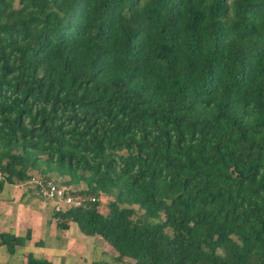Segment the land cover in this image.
Instances as JSON below:
<instances>
[{
  "label": "trees",
  "instance_id": "16d2710c",
  "mask_svg": "<svg viewBox=\"0 0 264 264\" xmlns=\"http://www.w3.org/2000/svg\"><path fill=\"white\" fill-rule=\"evenodd\" d=\"M36 173L113 197L51 217L117 262L264 264V0H0V192Z\"/></svg>",
  "mask_w": 264,
  "mask_h": 264
},
{
  "label": "rangeland",
  "instance_id": "374dc122",
  "mask_svg": "<svg viewBox=\"0 0 264 264\" xmlns=\"http://www.w3.org/2000/svg\"><path fill=\"white\" fill-rule=\"evenodd\" d=\"M35 175L38 176V173ZM71 187L73 190L78 191L81 190L82 187L84 188V185ZM112 199L113 197L110 195L100 194L98 199L99 211L107 213L109 209L108 202ZM38 202L41 218L38 231H35V240L25 243V245L28 244L29 246L27 250L22 248L23 246L18 247L21 248L18 251L19 253L16 252L13 256L8 255V253L5 252V247H2L0 249V264H23V259L24 261L26 260L28 251L32 252L36 257L52 261L53 264H73L77 262L91 264L92 260L107 261L108 264H135L134 260L130 258H125L123 262L115 261V251L105 240L95 235L84 237L74 222L73 224L69 222V229L67 230L54 229L53 225L54 222L56 223V219L51 217L54 210L53 203L51 201H43L39 197H36L35 205H37ZM134 207H136V205ZM25 233L26 232L20 236H24ZM33 236V233H31V237ZM39 240H42L43 244L37 245L36 242Z\"/></svg>",
  "mask_w": 264,
  "mask_h": 264
},
{
  "label": "crops",
  "instance_id": "0c3cea01",
  "mask_svg": "<svg viewBox=\"0 0 264 264\" xmlns=\"http://www.w3.org/2000/svg\"><path fill=\"white\" fill-rule=\"evenodd\" d=\"M36 197L37 196L29 187L27 181L13 185L5 184L0 192V229L13 232L16 235H23L24 232L30 229L34 236L28 241H34L36 237L35 231H38V225L41 218L39 202L35 205ZM45 213L47 214L46 211ZM71 223L73 224V222ZM53 228H56L55 222ZM82 235L88 237V235ZM2 247L4 246H0V249ZM22 248L27 250L29 246L27 244ZM19 249L21 248H17L16 252H18ZM5 252H7V250ZM16 252L13 254L7 253L8 255L13 256ZM23 264H25L24 259Z\"/></svg>",
  "mask_w": 264,
  "mask_h": 264
},
{
  "label": "built area",
  "instance_id": "2783aa9c",
  "mask_svg": "<svg viewBox=\"0 0 264 264\" xmlns=\"http://www.w3.org/2000/svg\"><path fill=\"white\" fill-rule=\"evenodd\" d=\"M34 175L27 181L29 187L43 201L53 202L55 210L85 207L99 199L93 194L82 193L73 190L71 187L60 186L52 178L40 174L38 176Z\"/></svg>",
  "mask_w": 264,
  "mask_h": 264
}]
</instances>
